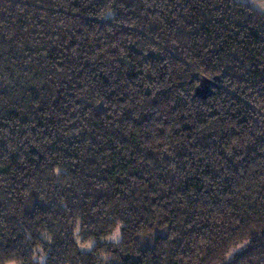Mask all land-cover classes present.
<instances>
[{
	"label": "trees",
	"instance_id": "obj_1",
	"mask_svg": "<svg viewBox=\"0 0 264 264\" xmlns=\"http://www.w3.org/2000/svg\"><path fill=\"white\" fill-rule=\"evenodd\" d=\"M8 263L264 264V12L0 0Z\"/></svg>",
	"mask_w": 264,
	"mask_h": 264
},
{
	"label": "water",
	"instance_id": "obj_2",
	"mask_svg": "<svg viewBox=\"0 0 264 264\" xmlns=\"http://www.w3.org/2000/svg\"><path fill=\"white\" fill-rule=\"evenodd\" d=\"M215 82L209 79L200 78L199 83L195 88V97L205 99L212 93V88H215Z\"/></svg>",
	"mask_w": 264,
	"mask_h": 264
},
{
	"label": "rangeland",
	"instance_id": "obj_3",
	"mask_svg": "<svg viewBox=\"0 0 264 264\" xmlns=\"http://www.w3.org/2000/svg\"><path fill=\"white\" fill-rule=\"evenodd\" d=\"M239 1H243V2H250V3H253V6L257 9V10H262L264 11V0H239ZM120 232V231H119ZM118 230L113 234V236H111V238H109L110 240L111 239H115L116 236H118ZM92 246V243L91 242H87L85 244H82L80 245V248L82 250H89ZM8 264H15V263H8Z\"/></svg>",
	"mask_w": 264,
	"mask_h": 264
},
{
	"label": "crops",
	"instance_id": "obj_4",
	"mask_svg": "<svg viewBox=\"0 0 264 264\" xmlns=\"http://www.w3.org/2000/svg\"><path fill=\"white\" fill-rule=\"evenodd\" d=\"M243 2V1H242ZM253 4V3H252ZM260 11V10H259ZM262 11V10H261ZM264 12V11H263Z\"/></svg>",
	"mask_w": 264,
	"mask_h": 264
}]
</instances>
